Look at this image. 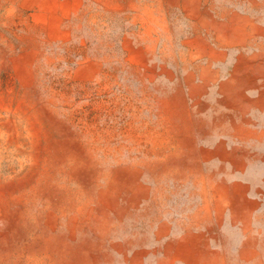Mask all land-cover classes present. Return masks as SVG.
Listing matches in <instances>:
<instances>
[{
  "label": "bare ground",
  "instance_id": "6f19581e",
  "mask_svg": "<svg viewBox=\"0 0 264 264\" xmlns=\"http://www.w3.org/2000/svg\"><path fill=\"white\" fill-rule=\"evenodd\" d=\"M0 264H264V0H0Z\"/></svg>",
  "mask_w": 264,
  "mask_h": 264
}]
</instances>
